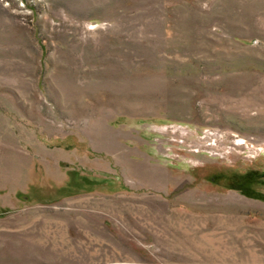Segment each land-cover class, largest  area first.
<instances>
[{
	"label": "rangeland",
	"instance_id": "374dc122",
	"mask_svg": "<svg viewBox=\"0 0 264 264\" xmlns=\"http://www.w3.org/2000/svg\"><path fill=\"white\" fill-rule=\"evenodd\" d=\"M0 264H264V0H0Z\"/></svg>",
	"mask_w": 264,
	"mask_h": 264
}]
</instances>
